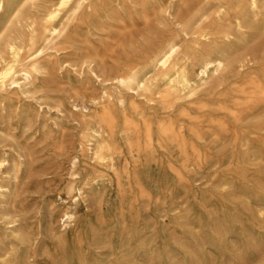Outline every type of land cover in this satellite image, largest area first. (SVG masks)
Wrapping results in <instances>:
<instances>
[{
  "label": "rangeland",
  "instance_id": "obj_1",
  "mask_svg": "<svg viewBox=\"0 0 264 264\" xmlns=\"http://www.w3.org/2000/svg\"><path fill=\"white\" fill-rule=\"evenodd\" d=\"M184 1L177 9L185 8ZM169 6L168 0L156 5L159 12ZM6 21L0 13V31ZM158 22L129 7L108 6L105 17L56 53L52 70L30 94L16 92L13 101L0 104V158L7 162L0 264L258 263L264 252V151L233 147L231 137L247 123H230L228 134L203 129L208 134L199 154L187 160L165 150L139 159L120 135L122 154L113 166L80 151L84 125L72 105L83 94L99 96L104 85L82 79L78 56L93 45L110 51L111 63L129 60L175 29L171 18ZM72 183L82 192L76 202ZM65 212L74 214L66 228Z\"/></svg>",
  "mask_w": 264,
  "mask_h": 264
},
{
  "label": "bare ground",
  "instance_id": "obj_2",
  "mask_svg": "<svg viewBox=\"0 0 264 264\" xmlns=\"http://www.w3.org/2000/svg\"><path fill=\"white\" fill-rule=\"evenodd\" d=\"M102 1L0 0L1 20L7 19L0 31V104L16 92L30 94L52 70L56 53L116 4L149 21L171 18L175 29L129 60L111 63L110 51L93 45L78 56L82 79L104 85L99 96L83 94L72 105L84 125L82 153L113 166L122 154L120 135L139 159L165 150L187 160L199 154L208 133L228 134L230 123H247L232 130L233 147L264 151V0H185L183 10L178 0H168L161 12L160 0ZM6 164L0 158V204ZM69 191L78 196L74 202L82 195L73 183ZM73 220L74 214L63 213L62 226ZM256 260L264 264V252Z\"/></svg>",
  "mask_w": 264,
  "mask_h": 264
}]
</instances>
